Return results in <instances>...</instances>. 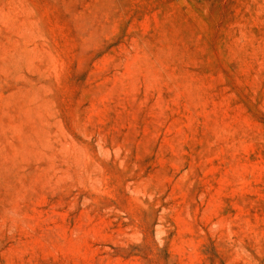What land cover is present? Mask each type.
<instances>
[{
  "label": "rangeland",
  "instance_id": "374dc122",
  "mask_svg": "<svg viewBox=\"0 0 264 264\" xmlns=\"http://www.w3.org/2000/svg\"><path fill=\"white\" fill-rule=\"evenodd\" d=\"M0 264H264V0H0Z\"/></svg>",
  "mask_w": 264,
  "mask_h": 264
}]
</instances>
